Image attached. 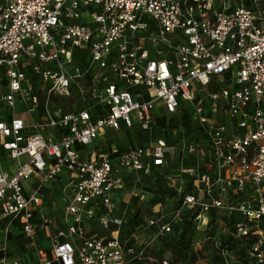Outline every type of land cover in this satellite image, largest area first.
Returning <instances> with one entry per match:
<instances>
[{"label":"built area","instance_id":"obj_1","mask_svg":"<svg viewBox=\"0 0 264 264\" xmlns=\"http://www.w3.org/2000/svg\"><path fill=\"white\" fill-rule=\"evenodd\" d=\"M183 103L196 138L96 141L180 119ZM0 150V264L141 258L114 196L132 171L166 178L172 165L180 203L168 220L152 207L147 225L170 232L186 208L197 228L211 210L226 228L239 213L232 233L264 264V0H0Z\"/></svg>","mask_w":264,"mask_h":264},{"label":"rangeland","instance_id":"obj_2","mask_svg":"<svg viewBox=\"0 0 264 264\" xmlns=\"http://www.w3.org/2000/svg\"><path fill=\"white\" fill-rule=\"evenodd\" d=\"M207 88H209V85L207 86ZM73 100V98L71 99ZM55 102H62L65 105H67V102H65V98H59V99H55ZM193 109V105L188 104V103H183L182 105H180L178 107L177 110V114L179 116H183V118L185 120L190 119L191 117V111ZM17 110L19 112V115L21 117H23L24 119H26L27 116V112H22L21 113V106L17 105ZM175 129L176 132H174L173 130ZM161 125L157 124L150 132H147L148 134L151 133V135H159V133H161ZM191 126H189L188 123L179 120L177 117L175 118L174 122H170V124L168 125V129L165 130L163 129V132H165V134H168L169 136L168 141L169 142H176V140H178L180 138V136H182V134L184 132H187V134H191ZM148 134H138L135 135V140L139 143H143V142H147L148 140ZM192 138V137H191ZM15 163V159H12V161H10V166L12 167L13 164ZM170 193V192H169ZM168 195V194H167ZM168 197L172 198V200H170V202L166 205H164V208H162L161 212H164L163 215V220H168L171 217V213L169 214L168 211L170 210V208H177L179 205V200L174 198L173 194H169ZM158 200L161 202L163 200H165L164 197L158 198ZM173 211V210H172ZM137 222H132V215H129V217L124 221L123 226L121 228V232H122V241L123 243L130 245L133 244L134 246H138V242H137V238L132 235L133 232H135L134 230L137 228V226L143 227L148 231V240H152L156 242V245L159 246L163 252V250H169L170 254H168V251H166L164 255H166V257H162L166 258L169 263L171 264H219L220 262H218V249H216L217 244H218V237L221 236L222 234H225V230L226 228L223 227L220 224H216L215 227L212 230V239H206L204 240V235L207 234V232L205 230H202L201 228H196L195 225H193L192 223H188L187 227H188V231H187V235L186 237H190V248L193 249V244L195 247H197L196 249H198L199 255H198V259H196V261H193L192 259H187V252L191 251L190 248H185L183 247V249H180L179 252H175L173 251V248L170 247V244L174 241L175 236L172 234V232H162V234H158L156 232V225H147V223H140L137 224ZM225 232V233H224ZM213 240V241H211ZM198 241V242H197ZM216 241V242H215ZM214 243V244H213ZM216 245V246H215ZM12 247L14 248V252H20L25 250V243L24 245H20L17 244L15 241L12 243ZM194 250V249H193ZM162 257H158L156 260H151L148 261L147 264H162L161 261L163 260ZM170 258H172L170 260ZM136 261H131L129 264H136ZM229 264H256L255 260L252 259L249 251H248V240L245 241H239V242H234L233 246L230 249V257H229Z\"/></svg>","mask_w":264,"mask_h":264},{"label":"crops","instance_id":"obj_3","mask_svg":"<svg viewBox=\"0 0 264 264\" xmlns=\"http://www.w3.org/2000/svg\"><path fill=\"white\" fill-rule=\"evenodd\" d=\"M163 114L157 113L156 114V123L154 127L158 124V118L159 116H162ZM153 127V128H154ZM162 128V127H161ZM106 134H109L105 140H103V136H99L96 141L99 142L101 145H103L105 148L114 147L121 149L127 143H133V144H140L143 145V143H147L150 139L154 138L156 135H151V133H147L144 130L142 131L138 127L134 126L132 128H126V129H120L116 131H106ZM148 134V140L147 142L139 143L135 140V135L138 134ZM98 144V143H97ZM0 155L4 156V154L1 153ZM10 163V161L7 162ZM10 165V164H9ZM165 173L167 175L166 181L168 182V185L172 188H176L177 184H179V178L180 174L177 170V167L175 165L169 166L165 169ZM127 185L125 189L117 190L114 199L116 200V213L118 215H123L124 221L129 217V215H132V222H137V224L145 223L147 217L149 216L147 213V208L149 205L153 202L152 198L153 193L156 191L157 188V182L154 181L153 176H142L135 173V171H132L128 175L125 176ZM130 188H135L139 195H131L129 192ZM176 190V189H175ZM177 193L179 192L178 189L176 190ZM55 188L50 189L48 191V194L50 196L55 195ZM158 195V194H157ZM174 198L177 199L175 195H173ZM165 200L163 201H155L151 207H155L158 209V214H163L164 212L162 208H164V205L168 204L172 198L166 196L164 197ZM125 209V212L123 210ZM174 209V208H173ZM170 208L168 213L170 214L173 210ZM164 219V218H163ZM123 221V223H124ZM220 224V223H218ZM88 229L91 231H99L102 232V229H100L99 224L97 220H91L88 224ZM135 232L132 233L137 238V244L138 246H135L136 248H144V255L141 258L137 259H131V261H136V264H147L148 261L156 260L158 257H166L165 252L168 251V254H170L169 250H161L159 246L156 245L155 241L148 240V231L140 226H137V228L134 230ZM122 237V234H121ZM162 257V258H163ZM129 262V263H130ZM128 263V264H129Z\"/></svg>","mask_w":264,"mask_h":264},{"label":"trees","instance_id":"obj_4","mask_svg":"<svg viewBox=\"0 0 264 264\" xmlns=\"http://www.w3.org/2000/svg\"><path fill=\"white\" fill-rule=\"evenodd\" d=\"M175 118H176V115L168 117V118H166L165 115H162V116H159V118L157 120L158 124H160L162 127L161 133H159V135L166 137L167 140H168L167 137L169 135L165 134V132H163V129H165L164 128L165 126H168L170 124L171 120H172V122H174ZM179 118H180L179 120L184 121V122L188 123L189 126H191L189 119L185 120L183 118V116H179ZM165 130H167V129H165ZM150 131H145V132H150ZM184 134L189 136L190 138L191 137L192 138L197 137V135H195L193 131L189 135L187 134V132H185ZM159 135H156L155 137H157ZM144 176H153L154 181L157 182L156 191L153 193V195H152L153 197H151L153 202L149 205V207L146 210L148 215H151V213H152L151 212V208H152L151 205L155 201H159L158 198L166 197L169 194H173L177 197V199L179 200V203H180L182 192L177 193L175 188L170 187L168 185V182L166 181V178L161 173L160 174L156 173V174H152V175H144ZM180 213H181V217L177 221H174L172 223V228L170 231L175 236L174 241L170 244V247H172L173 251H175L177 253L179 252L180 249H183V247L190 248V246H189L190 245V242H189L190 237L189 236L186 237L187 231H188L187 225H188V223H192L193 225L196 224L194 221L195 212L184 208V209H182V211ZM210 213H211V215H210V220H209L208 225L204 228H201L202 230H205L207 232V234L203 236L204 240L212 239L213 235L210 233H212V230L215 227V225L220 222L218 220V218L216 216V212L214 210H211ZM239 218H242V215H240L239 213H233V214H228V216L227 215L222 216V219L226 224V230H225L226 233L224 232L225 234H222L221 236L218 237V241H217L218 244H217V246L215 245L217 247L216 249H218V255L217 256H218V260H219L218 262H220L219 264H229V258L226 261L222 255V253H221L222 248L231 249L234 242L245 241V240H248V248L250 246V242L253 239L252 236L237 237L232 233V231L234 229L233 228V222H234V220L239 219ZM122 226H123V222L119 227L120 235L122 234V232H121ZM14 241L20 245H24V243H25V240L23 238H21L20 236H16L14 238ZM211 241H213V240H211ZM192 246H193L194 250L190 248L191 251L187 252V254H188L187 259H190V260L192 259L193 261H196V259H198V255H199L200 251H198V249H196L197 247H195L194 244ZM171 259L172 258H170V260ZM207 264H210V263H207Z\"/></svg>","mask_w":264,"mask_h":264}]
</instances>
